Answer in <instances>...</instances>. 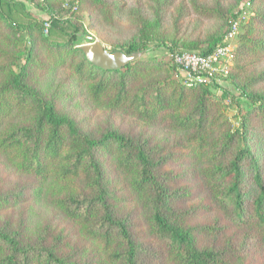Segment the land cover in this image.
Masks as SVG:
<instances>
[{
	"label": "trees",
	"instance_id": "16d2710c",
	"mask_svg": "<svg viewBox=\"0 0 264 264\" xmlns=\"http://www.w3.org/2000/svg\"><path fill=\"white\" fill-rule=\"evenodd\" d=\"M93 1L111 23L124 10L116 2ZM250 1L258 2L257 8L243 22L238 36L242 27L252 34H243L237 43L229 72L233 78L241 76L238 69L248 55L264 54V11L260 8L264 0ZM158 3L153 17L141 16L134 39L110 49L134 56L119 67L104 68L86 57L81 38L89 36L77 26L68 30L66 19L51 15L46 20L50 24L47 33L42 28L44 20L34 16L25 0H0V156L18 172L32 176L35 197H45L90 244L70 247L62 235L52 240L43 233L36 238L0 225V264H144L142 243L114 200L116 179L109 175L107 161L140 198L150 236L162 243L169 264H245L239 252L201 242L209 226L193 225L187 214L175 212L161 158L155 159L141 139L110 127L86 129L59 108L49 91L54 76L61 72L66 73L64 83L81 85L94 104L123 109L149 123L165 111L195 163L204 166L202 177L214 204L238 221L251 222L264 240V180L249 138L251 115L264 116V94L248 91L254 82L240 84L249 104L238 124L232 125L227 108L235 94L225 92L216 98L205 80L183 82L173 59L145 56L164 19ZM195 8L211 12L196 4ZM237 15L226 17L222 32L212 35L202 52H211L222 41ZM176 44L164 42L173 53ZM183 46L198 48L199 44L186 41ZM39 70L50 72L51 77L44 78L45 88L34 79ZM260 80H264V70L255 81ZM226 96H231L230 102H224ZM247 160L255 164L259 191L248 210L243 184Z\"/></svg>",
	"mask_w": 264,
	"mask_h": 264
},
{
	"label": "rangeland",
	"instance_id": "374dc122",
	"mask_svg": "<svg viewBox=\"0 0 264 264\" xmlns=\"http://www.w3.org/2000/svg\"><path fill=\"white\" fill-rule=\"evenodd\" d=\"M104 1L119 3L124 8L112 23L105 19L102 11L96 9L93 0H25V3L36 18L44 20L42 28L45 32L50 33V24L46 20L55 15L67 20L68 30L77 26L83 34L89 36V39L81 38L82 44L98 40L110 50L134 39L141 26V16L153 17L152 9L160 5V1L164 19L149 41L153 48L145 53V56L164 60L172 59L173 54L164 42H176L175 51L190 49L202 52L208 39L222 32L229 14L237 13L242 25L251 18L254 8L258 5V2L252 4L250 0H171V3L166 0L164 3L163 0ZM195 4L211 12L196 9ZM260 6L264 11V3ZM181 8L182 14L179 13ZM244 11L243 18L241 12ZM246 32V27H242L238 42L243 34H252ZM62 37L65 39L66 35ZM186 41L197 42L199 47H184L183 43ZM263 70L264 54L248 55L243 68L238 69L240 77L233 78L229 73L220 74L213 84L210 83L211 93L216 98H222L225 92L235 94L233 101L231 96L223 98L224 102L231 101L227 112L232 125L238 124V119L243 116L249 104L247 97L241 95L239 85L254 82L248 86V91L264 94V80L255 81ZM49 73L44 70L36 71L34 79L39 80L45 88L47 83L44 78L48 80L47 77H51ZM54 78L50 95L56 100L59 108L80 121L84 128L93 131L106 127L114 128L141 139L152 151L155 159L161 158L162 173L166 175L164 180L172 194L175 212L187 214L188 222L193 225L209 226L207 233L201 238L203 244L218 250L239 252L245 258V264H264L262 235L251 222L245 219L238 221L226 209H220L214 204L210 188L202 177L204 166L195 163L196 159L191 157L189 146L183 145L182 136L172 129L169 119L164 116L165 111L160 113V118L149 123L123 109L94 104L85 96L81 85L77 86L68 80L64 83L65 72L55 75ZM249 135L255 164L264 180L263 115H251ZM255 164L250 160L244 162L243 184L247 210L252 207L259 192L254 179ZM107 165L109 175L116 179L114 200L118 201L121 214L128 215L131 228L142 243L144 264H169L164 257L162 243L150 236L140 198L128 189L125 179L116 176L112 162L107 161ZM32 184V176L18 172L0 156V225H5L12 231L20 230L24 235L36 238L43 233L48 234L52 240L62 235L63 240H69L70 247L80 248L82 244L89 247L88 240L83 241L76 227L50 205L45 197H35Z\"/></svg>",
	"mask_w": 264,
	"mask_h": 264
},
{
	"label": "built area",
	"instance_id": "2783aa9c",
	"mask_svg": "<svg viewBox=\"0 0 264 264\" xmlns=\"http://www.w3.org/2000/svg\"><path fill=\"white\" fill-rule=\"evenodd\" d=\"M249 4L248 1L247 5ZM244 13L245 11L241 12L243 18L245 17ZM237 17L232 21V25L223 36L222 41L211 52L204 53L190 49L174 51L172 59L178 65L184 82L205 80L213 84L217 75H227L230 72L236 59V46L241 25V18Z\"/></svg>",
	"mask_w": 264,
	"mask_h": 264
},
{
	"label": "water",
	"instance_id": "95a60500",
	"mask_svg": "<svg viewBox=\"0 0 264 264\" xmlns=\"http://www.w3.org/2000/svg\"><path fill=\"white\" fill-rule=\"evenodd\" d=\"M86 57L99 67L115 68L125 64L134 54L127 55L121 50L110 51L101 41L81 44Z\"/></svg>",
	"mask_w": 264,
	"mask_h": 264
}]
</instances>
